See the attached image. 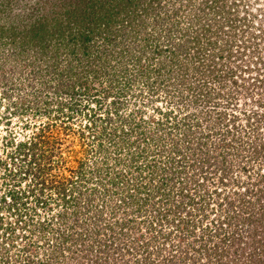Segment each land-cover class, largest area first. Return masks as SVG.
Instances as JSON below:
<instances>
[{"label":"rangeland","instance_id":"obj_1","mask_svg":"<svg viewBox=\"0 0 264 264\" xmlns=\"http://www.w3.org/2000/svg\"><path fill=\"white\" fill-rule=\"evenodd\" d=\"M224 3L227 5L213 18L221 27L217 46H223L226 40L231 44L230 56L225 54L226 48L222 52L224 56L221 62L226 66L216 72L202 73L205 60H197L193 62L197 68L189 65V70L183 73L173 64L172 70L169 69L171 74L163 69L158 81L153 72L147 73L149 77L139 76L131 61L127 62L126 72L123 73L117 60H112L110 65L115 67L110 69L105 64L110 70V78L105 68L95 79L94 73L88 72L92 90L79 92L77 89L74 97H70L71 90L67 93L65 90H55L49 81L50 76L42 71L45 61L38 68L32 66L30 58L36 54L35 47L26 54L19 50L21 38H15L17 45L12 43L10 32L14 29L22 34L20 25L29 19L26 14L30 12V6L24 5L22 0L13 4L12 11L5 7L0 10V222L3 226L13 224L15 230L12 234L15 236L6 239L9 230L0 227V264H23L22 259L28 253L33 254V264H39L38 260L44 259L54 246L55 231L59 232L65 226L74 234L86 230L84 240L93 246L90 253L87 252L91 261L86 263L95 264L92 260L98 256L100 259L96 264H136V259L139 260L138 264H142V259L148 256L146 264H191L192 256H200L193 246H199L194 234L201 228H198V217H193L195 226L190 227L188 232L185 228L182 231L176 229L178 216H185L189 208L184 206L186 201L177 193L180 187H185L184 190L191 196L200 198L199 201L203 197L213 207V212L210 208L206 209L210 213L208 219L217 212L220 216L224 215V211L228 213L221 198L230 192L233 180L241 181L238 190L243 193L251 188L264 187V159L260 155L250 156L252 143L258 138L264 139V120L258 121L264 119V88L257 91L251 86L249 89L254 97H241L240 93L232 97L234 88L228 72L236 64L234 59L240 62L241 67L244 61L251 60L248 57L251 50L257 53L253 56L256 63L252 60L250 63L253 67H263L257 58L264 57V0H225ZM17 10L20 12L15 15ZM187 13L188 10L178 18L180 28L191 27L193 21L190 20V12ZM236 17L237 20L244 18L248 25L246 33L241 31L244 28L241 26L242 19L238 23L233 21L236 28L230 26V20ZM207 19L208 16L203 18L205 22H208ZM192 25L196 26L194 23ZM114 26L117 27V24ZM150 28L148 25L146 30ZM159 30L162 32V28ZM252 31L260 34L252 41L255 46L253 44L248 49L244 47L248 41H244L248 40ZM163 44L159 60L170 65V45ZM49 47L53 49V46ZM225 47L228 45L225 44ZM213 50L215 52L217 49ZM181 56L183 59L184 55ZM241 67L238 71L242 76L250 74ZM79 68L82 72L89 70L88 66ZM238 71L234 72L233 77L237 80ZM259 72V77L264 81V68ZM108 78L115 79L117 83L110 88V94L103 91V88H109ZM190 86H197L203 92L200 90L198 93L199 89H195V93L189 91ZM196 94H199V98L194 97ZM59 99H68L72 103L70 108L64 107V114L57 115L54 106ZM252 112L257 113L253 118H259L247 121L248 117L243 114ZM47 123L56 126L67 124L63 128L70 127V130L61 128L56 135V151L49 160L45 158L49 154L44 155L42 149H35V155H31L28 145L32 141L31 135L40 134L37 128ZM44 134L47 136L50 133ZM38 138L33 139L37 141ZM22 139L25 144L21 146L20 157L15 156L14 160H10V151L16 152L15 142ZM40 146L41 142L37 148ZM223 156L224 165L229 170L224 184L218 182V171L213 174L218 165L214 166V162L222 164ZM207 159L210 162H206ZM198 162H204L203 168ZM244 164L246 169H243ZM30 165L32 171L24 177L22 168H30ZM39 169L40 178L45 179L42 193H36L29 185ZM201 170L211 176L203 178ZM71 183L74 184L70 186ZM61 187L66 188L67 193L75 189L76 193H72V200L67 205L59 194ZM214 188L220 190L221 194L216 196ZM11 191L16 196L14 201L8 193ZM33 192L42 198L39 202ZM49 198L48 205H45L44 201ZM216 200L222 202L220 207L214 204ZM177 204L181 207L179 213H174L172 211ZM167 208L171 211L163 216ZM18 210L21 217L17 216ZM236 210L229 213L235 215ZM59 214H64L65 218ZM20 218L22 221L16 225ZM115 219L125 222L121 230L120 222L115 223ZM129 219L133 221L128 222ZM104 223L108 226L107 231L103 229L107 226L102 227ZM24 224L25 227H18ZM41 224L52 244L48 245L47 239L45 242L37 240L34 250L26 251L23 243L28 237L32 238L36 230H41ZM96 227L100 229L99 238L103 242L110 234L118 236L119 232L125 233V236L119 234L110 240L123 249H111L108 255L99 253L98 245L92 242L94 239L87 236ZM259 240L258 253L264 263V239L260 237ZM145 243L143 252L138 246ZM177 244H182L184 253L178 251ZM83 252L79 246L74 249L76 261L82 260ZM66 256H69L67 250ZM200 262L205 264L204 259Z\"/></svg>","mask_w":264,"mask_h":264},{"label":"trees","instance_id":"obj_2","mask_svg":"<svg viewBox=\"0 0 264 264\" xmlns=\"http://www.w3.org/2000/svg\"><path fill=\"white\" fill-rule=\"evenodd\" d=\"M224 1L225 0H24V5L30 6V12L26 14V17L29 19L23 25H20L22 34L13 29L10 32V36L14 46L17 45L14 42L15 38H21L19 39L21 41H19V50L23 53L27 54L31 48L33 50L35 47V49H37L35 50L36 54L34 53L35 55H32L30 58L33 64L32 66L38 68L41 66L39 64L45 61V67L42 71L50 76L49 81L53 83L55 90H65V93H67L68 90H71L70 97H74L77 89H79V92H90V90H92L89 77L87 76L88 72H93V77L95 79L100 77L101 74L98 73L105 68L106 70L104 71H109L107 76L110 78V70L108 67H110V69L115 67L110 65L112 60H117V64L121 66V69L123 68V73L126 72L127 62L131 61L132 67L137 69V74H139V76L147 75L146 77H149L147 73L153 72L158 81L162 77L161 74L163 69H167L166 71L168 74H171L170 70H172L171 66L173 64H176V68L182 70L183 73L189 70V65L194 69L197 68V65L193 63L197 60H205L202 66L204 68L202 73L216 72L218 71L217 69L226 66L221 62V59L224 56L222 52L226 48L225 54L230 56L229 54L232 50L231 44L226 40V42L222 43L223 46H217V38H219L218 33L220 32L219 29L221 27L218 26L215 18H213L219 14L224 5H227ZM14 2L20 3L22 0H0V10H3L5 7L10 8L12 11L13 4H15ZM234 5L236 6V4ZM230 9L228 11H230ZM187 10L188 13L190 12V20L193 22L190 23L191 27L185 26V28H180V19L178 18L180 17V14H183ZM19 12L20 10L15 11V15H18ZM236 13L238 16L237 8ZM206 16H208V22L203 20ZM31 19L32 21L30 22ZM240 19L243 20L244 18H239V20H237V17L235 20L229 19L230 26H235L236 28V23L233 21L238 23ZM192 23L196 26L194 27ZM114 24H117V27L114 26ZM148 25L151 26L149 29L150 31L148 29L146 30ZM241 26H244L241 31L246 33V26L248 25L244 20L243 23H241ZM159 27L162 28V32L159 30ZM192 27L194 28L190 30L189 28ZM3 31L5 30L3 29ZM155 32L159 33L155 36ZM174 33L177 36H175ZM26 34L29 35L28 38H26ZM259 34L260 32L257 35ZM257 35L256 33H253V31L249 32V36L247 37L248 40L244 41H248V44L245 43L244 47L249 49L253 44L255 46V43L252 41ZM164 42L171 47L168 48L170 52L169 56L172 58L170 59V65L169 63H163L159 60L165 45L163 44ZM225 44L228 45V47H225ZM50 45L53 46V49L49 47ZM213 48L217 50L214 52ZM255 53H257L256 50H251L248 54L249 59L254 61V63H256L255 58H253ZM181 54L184 55L183 59H185V61L181 58ZM238 57H240V55H238ZM90 59L92 61H90ZM257 59L263 66L262 68L257 66L253 67L250 63L251 60H248L247 62L244 61L246 64L244 63L241 67V64H238L240 62H237V60L234 59L236 64L228 70V72H230L229 80L231 79L234 88V94H232V97L239 93L242 94L241 97L244 95L254 97L249 89L251 86L256 88L257 91H262L260 90L261 87L264 88V81L259 77V71L264 68V57ZM89 62L93 65L88 64ZM79 66L81 68L88 66L89 70H83V72L79 71ZM97 66L98 68H96ZM239 67L243 68L246 72H250V74L242 76L241 72L238 71ZM253 70H255V73L251 74ZM235 71H238L239 73V80L233 78ZM221 75H223V73H221ZM116 84L115 79H109V88H103L104 93L110 94L112 91L110 88H113ZM195 89H199L198 93H200V90L203 92V90L197 86H190L188 88L189 91H194ZM94 90L99 91L97 89ZM194 97L199 98V94H196ZM69 101L70 100L68 99L64 101L61 99L57 100L54 106V111L57 112V115H59V113H65L64 107L67 109L71 107L70 103L72 102ZM252 113V116L247 113L243 114L248 117L247 121L252 119L253 115L257 116L256 112ZM232 117L236 118L237 116L232 115ZM258 118L259 117H255L253 119ZM260 120L264 119H259L258 121ZM63 125L56 126L47 123L43 126H39L36 131L40 134H36L35 136L31 135L30 138L32 141H29L28 144L31 149V155H35V149H42L44 155L45 153L49 154L45 156V158L49 160L56 151L58 140L56 135L60 133V129L63 128ZM66 128L67 130H70L69 126H66L63 129L66 130ZM46 132L50 134L46 136L44 134ZM36 137H39L37 141L33 139ZM55 139L56 141H54ZM255 141L256 142L251 145L253 151L250 156L257 157L260 155L264 159V139L258 138ZM39 142H41V148H37ZM24 144L25 142H23V139L19 140L17 143L15 142L16 152L10 151V160H14L15 156L17 157L20 155L21 146ZM26 155L27 154H24V156ZM39 156L42 157V154ZM221 158L222 164L214 162V166L216 164L218 165L213 174L218 171V182L224 184L226 181L225 179L228 177L229 170H227V165H224V156ZM37 160L39 161L40 157L37 158ZM207 160L206 162H210L209 159ZM193 161L195 162V158ZM4 164L8 165L7 162ZM79 164L81 165L82 163L79 162ZM198 164L200 165V168H203L202 165H204V162H202V164L198 162ZM22 169L24 170L22 171L24 177L27 176L28 172L32 171L31 165L30 168L25 167ZM243 169H246V164H244ZM40 170L41 169H39L38 173L35 172V177L34 175L32 176L33 182H31V184L29 183L31 187L30 189L36 193H39V191L42 193L45 185V179L40 178ZM79 171L82 177L83 174L81 168ZM201 173L203 178L211 176L202 170ZM84 177L85 176H83V178ZM193 181L196 182L195 180ZM240 183V180H233L230 192L223 194L222 198L220 197L222 201H224L228 213H225L224 211V215L220 216L217 212L211 219H208L210 213L207 212L206 209L210 208L211 212H213V207H210L207 202L204 201L203 197L200 196L201 201H199L198 199L200 198H195L194 196H191V194H188L183 186L178 190L177 193L180 195V198L186 201L184 206L187 205L189 208L187 211L185 210V216L178 214L179 221L175 224L176 229H181L182 231L185 228L184 230L188 232L190 227L193 228V226H195L193 217H198L197 220L200 222L198 228L201 229L197 234H194L197 236L196 240L199 242V246L196 247V245H194L193 250H196L197 254L199 253L201 257L192 256L191 264H202V262H200L202 259L205 260V264H264L258 253L260 245L259 238L261 237L264 239V198H262L264 197V187H259L254 190L251 188L243 193L238 190ZM73 184L71 183L70 186ZM198 186H201V184H198ZM85 189H87L86 185ZM65 190L66 188L61 187L59 194L61 195L63 202L67 205L72 200V193L76 192L75 189H70L69 193ZM213 191L216 196L221 194L219 193L220 190H217L216 188H214ZM35 192L33 193L35 194ZM8 193L12 196V200L14 201L16 198L14 192L11 191ZM36 195L37 194H35V199H38L37 202H39V199L41 200L42 198L39 194ZM49 200L50 198L45 200L44 204L48 205ZM3 201L6 203L5 198ZM203 204L205 206H203ZM214 204L220 207L222 202L216 200ZM175 206L176 207L172 212L179 213V207H181V205L177 204ZM233 209H237L235 211L237 215H231L229 213L230 210L233 213ZM215 210L217 211V209H214V211ZM170 211L171 209L167 208V210L163 212V216H166ZM240 211L242 212L240 213ZM17 216L21 217L20 210H18ZM59 216L65 218L64 214H59ZM203 220H205L206 223L203 224ZM20 221H22L21 218L16 225H19ZM121 221L122 220L118 219H115L114 221L115 223L120 222V230L123 225H125V222ZM130 221L133 220L129 219L128 222ZM94 224H96V222ZM12 225L13 224H7L3 226L2 222H0V227L9 230V233H6L8 234L6 239L15 236L12 235L15 233ZM103 226H107V224L104 223L102 227ZM18 227L23 228L25 227V224L24 226ZM107 228L108 226L103 227L106 231ZM39 229L41 230L35 231L36 234L33 235L34 237H28L23 243L26 251L30 252L34 250L37 240H43V242L46 241L48 233H45L43 224H41ZM49 229L53 230L52 227ZM92 231L93 232L89 234L90 236H87L88 238L94 239L92 242H96L98 245L99 253L103 254V252H105V254H107L111 249H123L121 246H116L117 244H112V241L110 240L118 237L119 234L125 236V233L119 232L118 236H111L110 234L109 238L104 239L103 242V240L99 238L100 229L96 227ZM85 233L86 230L84 232L81 230L74 234L69 231L66 226L59 230V232L58 230L55 231V238L53 240L54 246H52L50 253L45 256L44 259L38 260V263L82 264V260L86 258L84 264H91V262L86 263L89 260L91 261L87 252L89 251L90 253L93 246L92 243H86L84 240V237L86 236ZM101 234H104V232ZM46 243L49 245L51 242L47 239ZM77 246L81 247L84 251L81 256L82 260L79 262L76 261L77 256L74 255V249H76ZM138 248L144 252V249H146V243L145 245H139ZM177 249L180 253L182 251L184 253L185 251L182 244H177ZM66 250L69 251V256H66ZM230 252L232 254H230ZM173 256L174 255H172V257ZM147 257L148 256L142 259V264L147 263ZM99 259L100 257L95 256L92 262L95 261L96 264ZM34 261L33 254L30 253L26 254L24 259H22L23 264H33ZM136 261V264H138L139 260L136 259Z\"/></svg>","mask_w":264,"mask_h":264}]
</instances>
